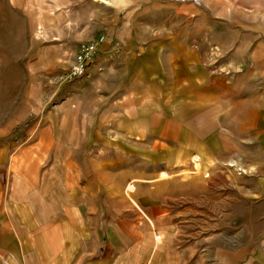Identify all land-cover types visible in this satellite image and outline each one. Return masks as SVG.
<instances>
[{"label":"crops","instance_id":"1","mask_svg":"<svg viewBox=\"0 0 264 264\" xmlns=\"http://www.w3.org/2000/svg\"><path fill=\"white\" fill-rule=\"evenodd\" d=\"M230 31L216 43L218 67L207 65L213 42L184 30L157 41L105 34L78 80L108 98H66L63 115L41 116L21 143L0 141V264H167L151 255L164 245L152 221L168 219L176 192L184 203L201 186L179 175L193 159L210 170L264 138V47L249 52L258 75L237 64L247 41Z\"/></svg>","mask_w":264,"mask_h":264},{"label":"rangeland","instance_id":"2","mask_svg":"<svg viewBox=\"0 0 264 264\" xmlns=\"http://www.w3.org/2000/svg\"><path fill=\"white\" fill-rule=\"evenodd\" d=\"M49 16L54 30L46 27ZM214 23L211 35L208 24ZM231 28L247 41L244 63L237 64L259 75L261 60L249 52L264 47V0H0V128L7 130L0 141L21 143L41 116L63 115L66 98H108L102 91L87 93L89 81L68 78L83 42L108 31L157 41L184 30L195 35L192 42H213L207 65L218 67L216 43L226 41ZM85 34L94 37L79 39ZM116 44L125 49L122 41ZM256 91L264 96V89ZM243 145L247 152H233L213 169L203 170L193 159V167L179 175L201 186L184 203L176 192L163 224L151 220L154 242L164 244L152 257L167 264H264V138H248Z\"/></svg>","mask_w":264,"mask_h":264},{"label":"built area","instance_id":"3","mask_svg":"<svg viewBox=\"0 0 264 264\" xmlns=\"http://www.w3.org/2000/svg\"><path fill=\"white\" fill-rule=\"evenodd\" d=\"M105 41V36H98L89 42L79 44L78 51L71 63L69 79H80L86 76L89 65Z\"/></svg>","mask_w":264,"mask_h":264},{"label":"bare ground","instance_id":"4","mask_svg":"<svg viewBox=\"0 0 264 264\" xmlns=\"http://www.w3.org/2000/svg\"><path fill=\"white\" fill-rule=\"evenodd\" d=\"M99 1H100V2H103V3H105V4H110V3H111V0H99ZM195 1H198V0H195ZM196 158H197V157H196ZM196 161H197V160H196ZM197 162H198V161H197ZM234 166H235V165H234ZM138 167H139V166H138ZM240 170H241V169H240ZM196 173H197V172H196ZM162 175H163V174H162ZM162 177H163V176H162ZM186 182H187V181H186ZM184 183H185V182H184ZM194 184H195V183H194ZM156 185H157V184H156ZM162 185H163V184H162ZM183 185H184V184H183ZM180 186H181V185H180ZM137 188H138V187H137ZM144 188H145V186H144ZM161 188H162V186L159 187L160 190H161ZM129 189H130V188H129ZM133 189H134V187H133ZM139 189H140V188H139ZM139 189H138V190H139ZM182 189H183V188H182ZM136 190H137V189H136ZM136 190H135V191H136ZM144 190H145V189H144ZM144 190H143V191H144ZM128 191H129V190H128ZM174 191H175V190H174ZM195 191H196V190H195ZM197 191H198V190H197ZM136 192H137V191H136ZM172 193H173V192H172ZM182 193H183V192H182ZM195 193H196V192H195ZM135 194H136V193H134V194L132 193L133 196H136ZM138 194H139V193H138ZM156 195H157V192H156ZM153 196H154V195H153ZM132 228H133V227H132ZM134 228H135V227H134ZM119 230H120V229H119ZM130 231H131V230H130ZM118 232H119V231H118ZM118 234H119V233H118ZM120 234H121V233H120ZM141 236H142V235H141ZM134 240H135V239H134ZM137 242H138V241H137ZM137 242H136V243H137ZM160 242H161V241H160ZM130 243H131V241H130ZM138 244H139V243H138ZM152 252H153V251H152Z\"/></svg>","mask_w":264,"mask_h":264}]
</instances>
